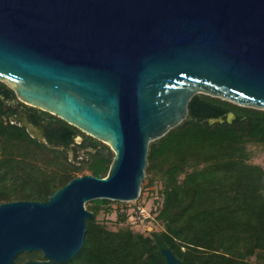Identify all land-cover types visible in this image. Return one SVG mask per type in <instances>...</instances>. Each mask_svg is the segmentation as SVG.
<instances>
[{
  "label": "water",
  "instance_id": "95a60500",
  "mask_svg": "<svg viewBox=\"0 0 264 264\" xmlns=\"http://www.w3.org/2000/svg\"><path fill=\"white\" fill-rule=\"evenodd\" d=\"M0 80L113 151L103 175L0 202V264H67L93 217L85 203L136 199L150 141L194 94L264 109V0H0ZM32 250L43 258L16 262Z\"/></svg>",
  "mask_w": 264,
  "mask_h": 264
},
{
  "label": "trees",
  "instance_id": "16d2710c",
  "mask_svg": "<svg viewBox=\"0 0 264 264\" xmlns=\"http://www.w3.org/2000/svg\"><path fill=\"white\" fill-rule=\"evenodd\" d=\"M0 92L15 95L1 80ZM228 113L234 117L228 119ZM216 117L222 119L209 121ZM0 140V202L45 200L79 169L1 114ZM249 142L264 146V109L194 94L187 116L149 143L145 177L159 174L163 185L146 220L160 228L149 233L108 228L96 218L98 205L120 201L91 199L95 206L87 208L93 217L86 219L83 244L67 264H167L161 248L170 249L181 264H264V166L249 161ZM110 161L102 156L89 166L90 173L103 175ZM126 209L118 212L120 221L127 218ZM31 258H43L42 251H23L15 260Z\"/></svg>",
  "mask_w": 264,
  "mask_h": 264
},
{
  "label": "flooded vegetation",
  "instance_id": "af4514ba",
  "mask_svg": "<svg viewBox=\"0 0 264 264\" xmlns=\"http://www.w3.org/2000/svg\"><path fill=\"white\" fill-rule=\"evenodd\" d=\"M0 107L1 117L6 123L24 128L26 132L24 123H30L37 134L43 136L53 146H60V148L40 143L49 149L57 150L72 166L89 168L98 163L103 156V146L97 138L89 134V136L85 135L80 129V131L72 130L57 115L27 104L16 95L9 96L0 92Z\"/></svg>",
  "mask_w": 264,
  "mask_h": 264
},
{
  "label": "rangeland",
  "instance_id": "374dc122",
  "mask_svg": "<svg viewBox=\"0 0 264 264\" xmlns=\"http://www.w3.org/2000/svg\"><path fill=\"white\" fill-rule=\"evenodd\" d=\"M1 81L9 85L7 81L4 80ZM84 134L89 136L85 132ZM99 141L102 143L103 146L102 148L103 156L108 157L109 159L112 158L113 151L111 150L109 145H107L101 140ZM0 145H1V140H0ZM247 147L250 152L249 161L264 166V146L258 142H249L247 144ZM83 173H90V169L85 166H82L79 169L73 171V174L75 175H80ZM152 174L154 175L153 182L146 184L149 178L152 176ZM162 185H163V178L160 177L159 174H154L150 172L146 177L143 178L141 182V188L138 196L139 202L145 203L146 207L154 208L156 205L159 204L160 201L159 191ZM142 186H144L143 189ZM134 200L136 199L130 201H120V203L110 202L108 204L102 203L98 205L100 206V208L96 215L97 220L105 224L108 228H112V229H117L119 227H130L142 231L144 233H149L153 230L159 229L160 224L155 220L138 219L134 221L133 219L128 217L129 215L128 210L132 206V204H134ZM124 204H127V206H125ZM85 206L90 207L95 205L94 202L87 201V203H85ZM125 207L127 208L126 209L127 218L124 221H120L118 219V215H119L118 212L122 211V209H124Z\"/></svg>",
  "mask_w": 264,
  "mask_h": 264
},
{
  "label": "built area",
  "instance_id": "2783aa9c",
  "mask_svg": "<svg viewBox=\"0 0 264 264\" xmlns=\"http://www.w3.org/2000/svg\"><path fill=\"white\" fill-rule=\"evenodd\" d=\"M128 213V217L133 219L134 221L138 219L145 220L152 217L153 208L146 207V204L139 202V198L137 197L136 200H134V204H132V206L129 208Z\"/></svg>",
  "mask_w": 264,
  "mask_h": 264
}]
</instances>
